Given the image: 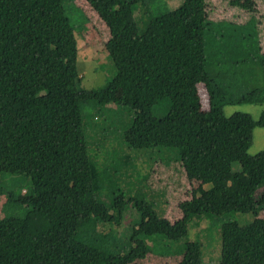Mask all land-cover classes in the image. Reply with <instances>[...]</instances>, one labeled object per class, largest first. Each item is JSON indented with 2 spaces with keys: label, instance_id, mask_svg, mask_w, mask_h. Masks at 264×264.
Returning a JSON list of instances; mask_svg holds the SVG:
<instances>
[{
  "label": "trees",
  "instance_id": "obj_1",
  "mask_svg": "<svg viewBox=\"0 0 264 264\" xmlns=\"http://www.w3.org/2000/svg\"><path fill=\"white\" fill-rule=\"evenodd\" d=\"M86 1L109 29L105 48L116 68L97 89L82 87L76 27L63 0H0V172L31 181L22 195L0 187V198L7 195L28 207L23 217L0 220V264H134L150 253L179 258L177 264H204L199 241L176 244L186 239L193 219L228 212L251 213L254 219L247 225L222 224L220 264H264L259 216L264 151L249 153L254 130L264 128V110L257 120L247 113L224 114L230 104H264V90L237 95L225 65L209 69L206 35L220 30L207 19L205 0H183L172 11L149 10L143 30L136 12L147 0ZM254 23L249 20L241 31L255 34ZM165 101L168 113L156 117L153 109ZM85 103L94 104L95 118L112 104L131 109L126 146L173 152L187 178L200 184L192 199L180 204L182 218L175 222L147 201L130 199L139 219L124 254L79 239L95 234L100 223L122 220L127 205L123 193L115 194L113 207L99 198L102 186L122 175L121 167H99L90 155Z\"/></svg>",
  "mask_w": 264,
  "mask_h": 264
},
{
  "label": "rangeland",
  "instance_id": "obj_2",
  "mask_svg": "<svg viewBox=\"0 0 264 264\" xmlns=\"http://www.w3.org/2000/svg\"><path fill=\"white\" fill-rule=\"evenodd\" d=\"M66 14L76 27L79 46L78 69L82 77V87L97 89L104 87L116 74L115 65L106 51L105 45L110 39L106 24L86 0H63ZM205 0V15L215 23L213 31L206 35V53L210 70L223 66L228 85L232 93L243 95L255 89L264 90V0ZM183 0H147L136 12L140 29H145L148 22L147 12H166L178 8ZM253 19V30L241 31L240 26ZM233 29V30H232ZM222 30V31H221ZM250 35V36H249ZM204 110L209 108V97L204 84L198 85ZM117 96L121 92L117 91ZM264 104L236 103L224 107V114L247 113L259 119ZM169 111V101L153 109L156 117H163ZM94 104H82V114L89 143L90 155L99 167L113 169L121 167V176L109 180L108 186H102L99 198L113 207L115 194L123 193L126 208L122 220L112 223H100L86 238L93 245L103 247L111 253H126L131 243L132 228L139 219V213L132 207L130 199H143L150 203L157 214L171 222L182 218L180 204L192 199V192L199 187L196 181H190L181 163L173 161L174 153L168 150L147 149L133 150L126 146L123 134L134 118L131 109L109 105L103 113L95 118ZM264 151V128H256L249 153L255 155ZM172 158L171 163L167 162ZM110 166V167H109ZM237 170L239 163L234 164ZM107 179L104 181V184ZM0 187L22 195L31 189V181L24 176L9 175L0 172ZM111 188V189H110ZM210 188V185H205ZM113 209V208H112ZM112 213L117 216V211ZM28 210L26 205L12 201L9 196L0 198V220L9 217H23ZM260 217L264 218V211ZM254 215L228 212L221 216L210 214L193 219L188 225L186 239L178 242L181 246L186 240L199 241L204 253V264H220L222 241L220 228L222 224L235 221L240 225L252 222ZM89 232V230H87ZM93 237V238H92ZM151 245L152 242L148 241ZM158 251H162L158 248ZM165 251L164 253H166ZM179 258H166L148 254L143 260L134 264H177Z\"/></svg>",
  "mask_w": 264,
  "mask_h": 264
}]
</instances>
